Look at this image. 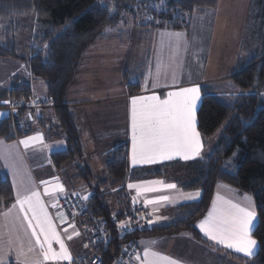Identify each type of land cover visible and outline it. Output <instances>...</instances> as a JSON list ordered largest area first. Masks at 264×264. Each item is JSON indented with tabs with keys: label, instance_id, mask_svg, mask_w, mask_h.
<instances>
[{
	"label": "trees",
	"instance_id": "obj_1",
	"mask_svg": "<svg viewBox=\"0 0 264 264\" xmlns=\"http://www.w3.org/2000/svg\"><path fill=\"white\" fill-rule=\"evenodd\" d=\"M149 3L152 7L148 8L147 16L137 17L135 7ZM154 3L158 4L159 0H108L105 9L98 0H0V61L26 62L32 79L46 84L56 124L65 133L68 144L67 150L54 154L52 160L57 168L77 163V178L85 182L88 194L72 192L90 195L88 216L103 221L105 228L112 230L111 242L101 244L98 251L102 254V264H113L125 254L124 249L135 243L139 245L143 238L173 236L184 231H191L200 238L196 224L210 210L219 183L252 196L258 215L253 237L259 245L253 264H264V98L261 96L264 29L256 36L262 53L252 56L246 65L239 60L236 74L231 78L241 91L238 97L217 94L212 85L202 87L204 101L198 112V131L206 142L212 143L211 158L194 161L184 171H178L174 164L131 169L128 144H124L109 155L102 176H95L81 163L84 158L80 134L67 98L88 49L104 36L107 28H116L121 22L148 30L189 29L196 10L214 11L220 0H167L165 9H154ZM258 4L261 8L259 22L264 26V0H258ZM128 74L125 75L127 81ZM140 89L138 83L128 85L130 93ZM32 100L37 101L28 78L18 77L12 79L10 86L0 87V109L7 110L11 104L26 106ZM36 111L39 110L8 112L0 123V140L11 142L33 132V127L23 124L27 121L22 117ZM218 133L219 138H215ZM234 153L236 156L231 159ZM230 159L232 167L222 171ZM174 175L182 189L199 190L201 198L179 206L174 219L168 223H146L120 235L115 226L131 217L137 204L130 203L128 184ZM13 201L10 180L0 173V210ZM148 215L140 220L154 219L149 209ZM84 222L88 227L91 225L88 218Z\"/></svg>",
	"mask_w": 264,
	"mask_h": 264
},
{
	"label": "crops",
	"instance_id": "obj_2",
	"mask_svg": "<svg viewBox=\"0 0 264 264\" xmlns=\"http://www.w3.org/2000/svg\"><path fill=\"white\" fill-rule=\"evenodd\" d=\"M224 1L220 0L219 6L214 10L215 18L206 21L204 28L199 31H194L193 39H195L193 47L190 46V34L188 29L181 31H172L167 29L148 30L136 26L132 23L121 22L116 28H107L111 31H104V36L85 53L84 60L79 69L78 75L74 81V85L70 88L67 98L69 107L74 111L76 117V124L80 134V140L83 149L82 165L87 167L95 176H102L105 172L106 162L109 155L119 146L128 144L129 164L131 169L139 168H153L163 165L174 164V167L185 170L187 165L194 161L201 160L196 158L185 161L179 156L172 160H160L154 164H132V139H131V99L138 96H147L156 94L164 98L168 91L176 90L179 87L190 86L191 84H200L202 87L210 84H217L223 81L230 80L237 71L238 59L241 57L239 49H232L230 46L217 45L213 48V41L216 37L223 36L225 40L230 38V35L244 34V30L238 32V28L233 29L230 19H218L224 9ZM249 5L250 3H246ZM201 13H204L199 10ZM230 17V16H229ZM230 20V21H229ZM228 24V25H227ZM224 26L229 28V31L224 30ZM232 29L234 30L232 32ZM161 33H183L188 43L186 51H180L176 55L177 66L174 69L175 83H173V69L167 67L169 60V49L162 48ZM207 35V36H204ZM205 39V40H204ZM206 41V45L204 43ZM242 41V39H240ZM200 45L201 52L198 54V47ZM212 46H209V45ZM207 49L209 50L206 54ZM213 50V51H212ZM209 53V55H208ZM219 55H222L221 57ZM193 63L190 66V56H195ZM205 54L210 57L220 58V60L210 67V63L205 60ZM257 55V54H256ZM255 55V56H256ZM230 61L226 64V61ZM254 56V55H252ZM239 57V58H238ZM160 62L163 67L161 69V77L158 81L157 87H152V77L156 73L157 63ZM7 62L0 61V65H6ZM11 74L15 72V78L24 77L32 82L33 95L37 101L48 103L49 95L46 84L42 82V86L38 80L31 77L30 71L24 64L20 63L13 69ZM128 81L126 80V73ZM151 74V75H150ZM13 76V75H12ZM14 76L12 79H14ZM146 77L148 78L147 88L145 87ZM10 83L5 87L11 85ZM140 84L141 89L137 93H130L128 85ZM42 87V88H41ZM0 113L6 115L0 117V123L7 116L6 109H0ZM31 114V115H30ZM28 117V118H27ZM28 127H33L34 131L17 138L14 141L7 142L0 140V153L9 156L8 164L5 159L0 158V173L10 180L14 192V201L9 205L4 206L0 210V232L4 233L5 242L8 239V232L12 228L13 219L18 215V210H14L13 217L5 219L4 214L12 207L16 200V189L13 186V171L9 167L13 161L20 170L23 178H30L35 183V187L41 192V198L45 202L47 210L53 219V223L57 227V231L63 233V230L68 227L70 222L62 224L57 216L58 211L61 210L52 207L54 202L63 195H55L50 197L44 195L45 187L50 191H56L55 185L57 181L54 178H59V183L64 186L65 193L75 190L88 194V187L85 182L79 180L78 165L75 162L65 164L62 168H57L52 160V156L56 153L66 151L68 148L66 135L59 125L56 124L55 112L52 105L45 107L36 112H31L27 116L22 117ZM198 130V121H197ZM41 134L43 137L41 141H33L28 148L20 144L19 141L26 137H34ZM202 138V136H201ZM205 158L209 149H212V143L206 142L203 138ZM171 167V168H174ZM184 167V168H182ZM168 168V169H171ZM171 171V170H170ZM170 175V174H169ZM21 176H17L19 181ZM46 181L47 184L40 183ZM154 181H163V184H151ZM176 176L169 178H155L143 182H132L129 184L144 186H152L158 189L155 192L140 191L136 188L128 189L130 203L145 202V200H153L159 196L167 195L169 197H177V193H193L199 190H184L178 185ZM173 183L177 185V189L170 190L164 187V184ZM128 184V185H129ZM240 191L223 183H219L215 190V195L212 201L210 210H213V203L219 207L223 202L229 201L230 196L238 195ZM195 200H183L178 197L169 202L161 201L157 205H148L147 208L151 211L153 217L162 216L167 219L160 220L156 223H168L175 217L176 210L179 206L196 202L201 198L202 192ZM247 196L246 194H244ZM243 199L244 196L240 194ZM135 199V202H134ZM145 204V203H144ZM159 210L153 212V208ZM64 215H68L63 211ZM76 228L81 233L80 236H74L71 241L65 240L73 257L81 256L84 253L83 241L85 233L81 230V225L84 220L80 217L75 218ZM196 224V231L201 236L198 238L191 231H184L178 235L173 236H156L147 237L139 241L141 249V259H143V252L148 248L152 252L159 253L162 256L169 257L179 262V264H223L220 262L222 252H229L230 249H224L221 245H216L215 242L210 241L200 231ZM19 224V220L15 221ZM71 232V228H68ZM21 238L27 247L28 236H24L21 231ZM155 242V243H151ZM53 248L59 250V245L53 243ZM226 260L227 258L224 257ZM65 261L59 262V264ZM7 264H16V255L13 251L7 258ZM48 264H55L49 261ZM134 264H140L136 261Z\"/></svg>",
	"mask_w": 264,
	"mask_h": 264
},
{
	"label": "snow or ice",
	"instance_id": "obj_3",
	"mask_svg": "<svg viewBox=\"0 0 264 264\" xmlns=\"http://www.w3.org/2000/svg\"><path fill=\"white\" fill-rule=\"evenodd\" d=\"M166 4L167 0H159L158 4H153V8L165 9ZM101 6L107 9V5L102 4ZM157 23L159 22L157 21ZM106 31H111V29H106ZM161 36L167 38L162 40V48L169 49L167 67L173 69L172 78L173 83H175L176 55L180 51H186L188 43L183 33H161ZM162 67L163 65L158 62L156 73L152 77L153 88L159 86L158 81L162 74ZM147 83L148 78L146 77V88ZM239 95L240 93L237 92L236 96ZM203 101L204 96L200 84H191L168 91L164 98L156 94L133 97L131 99L132 164H154L160 160H172L176 156L185 161L196 158L203 160L205 158L204 143L200 132L197 130L198 112ZM3 103L8 104L10 102L3 101ZM5 115V113H0V117ZM42 140V135L37 134L34 137H26L19 143L28 148L33 141L42 142ZM2 143L0 141V144ZM212 151V149L208 150L206 154L208 158H211ZM235 156L234 153L231 159H234ZM0 158L5 159L6 164H8V155L0 153ZM231 159L225 162L222 171H227L232 167ZM9 167L14 169L13 186L16 189V200L8 212L4 214V217L5 219L13 217L14 210H18V215L13 219L6 242L4 233L0 232V264H7V258L13 251L16 255V264H48L49 261L55 262V264H59L61 261L75 264V259L65 242V240L71 241L74 236L81 235L76 228L75 221L68 223V227L63 230V233L58 232L45 202L41 198V192L35 187V183L30 178H23L14 161L9 164ZM17 176H21L19 181ZM54 179L57 181L55 193L45 187L44 195L54 197L55 195L66 194L64 186L59 183V178ZM40 183L47 184L46 181ZM151 184H163V181H154ZM128 187L130 189L136 188L138 192L141 190L146 192L158 191L152 186L142 187L129 184ZM164 187L170 190L177 189V185L173 183L164 184ZM73 195H79V193H73ZM199 195V191L187 194L178 192L177 197L162 195L153 200H145L144 203L145 206L157 205L161 201L169 202L178 197H182L183 200H195ZM82 199L88 201L90 195H84ZM243 201V203H233L229 200L219 208L214 202L213 210L205 219L200 221L198 227L204 236L215 242L216 245H221L224 249L234 250L236 253H242L244 257L251 258L256 255L259 247L258 241L253 238L258 216L252 198L244 196ZM51 206L59 209L58 202H54ZM158 210V208H153V212ZM75 215L76 213H72L73 217ZM57 216L62 224L68 222V217L64 215L63 211H58ZM164 219L167 218L156 216L154 219H149L147 223L152 225ZM16 220H19L18 225ZM113 220H116L115 213H113ZM117 227L121 229V235L130 232L132 230L131 218L120 221ZM68 228H71V232L68 231ZM21 231L24 236L29 237L27 247L21 238ZM53 243L59 245L58 251L53 248ZM84 247L88 248L89 245L85 244ZM124 251L126 252L127 249ZM134 258L140 261V264H179L178 261L152 252L148 248L144 249L143 259L139 253H136ZM82 259L83 257H81Z\"/></svg>",
	"mask_w": 264,
	"mask_h": 264
},
{
	"label": "rangeland",
	"instance_id": "obj_4",
	"mask_svg": "<svg viewBox=\"0 0 264 264\" xmlns=\"http://www.w3.org/2000/svg\"><path fill=\"white\" fill-rule=\"evenodd\" d=\"M98 1L104 5L108 3V0H98ZM245 2L250 3V4L246 5ZM223 5H224V9L222 10L223 15L222 16L219 15L218 19L232 20L231 24L233 26V29L238 28V32L244 30V34H241L239 36L231 34L228 40H225L223 36H220L218 40L215 37L213 44H212L213 48L218 43L219 45L230 46L232 49L237 48L239 49V52L243 51V54H240L241 57L240 58L238 57L239 58L238 61L241 60L242 64L246 65L247 61L252 57V55L262 53V48L260 47V44L258 43V38L256 37L257 34L260 33V29L261 28L264 29L262 22L261 21L259 22L260 20L259 14L261 13L260 4H258V0H225ZM149 7H152V4L150 3L147 5L140 4L136 6L134 9L136 16L146 17L148 13L147 10ZM199 10L201 9L196 10V12L194 13L191 19V26L188 29V32L190 34V40H191L190 46L191 47H193L194 42H195V39H193L194 31L196 30L200 32L204 28L203 26L206 21H210L212 18H215L213 11L204 9V11H202L204 13H201V11ZM233 29H232V32L234 31ZM224 30L229 31V28L224 26ZM204 36H207V35H204ZM22 37L24 38V36ZM240 39H242V41H240ZM204 43L206 45L207 42L204 41ZM22 45H23V51L25 52L26 40L22 42ZM195 45L198 47V51H197L198 54H200L201 52L200 45L196 43ZM212 45L210 44L209 46H212ZM208 51L209 50L207 49L206 54ZM206 54H205V60L207 59V61L210 63V67L213 68V65L216 64L220 60V58L217 57L213 59V56L216 57V55H210V57L208 58ZM214 54L219 55V53H214ZM222 55H219V56L221 57ZM196 56L197 54H195V56H190V66L193 63L192 60L196 59ZM228 57H229V60L226 61V64H228V62L230 61V56ZM20 63L24 64V66L28 68L27 63L21 62V61H9L4 66L0 65V87H5V85L7 86L10 83V80L15 75V72L12 73L13 76L10 75L12 72L11 69L15 68L17 64H20ZM14 79H16L15 76H14ZM38 82L42 86L43 81L38 80ZM210 85H212L214 89L216 90V93L220 95L230 96V95H236L237 92H241L239 89L235 87L231 79L227 81H223L221 83L210 84ZM261 96L264 98V89L261 93ZM219 136H220V133H218V135L215 138H219ZM236 167H238V165H236ZM237 194L238 195L230 196L229 200L232 201L233 203H243L244 201L240 197V194H242V196H245L244 194H246L247 196L252 198L251 195L241 192V191ZM221 202H223V204H221L219 207L224 206L226 201L223 199ZM257 223H258V220H257ZM258 248H257V251H258ZM224 257H226L227 260ZM254 257L255 255L251 258L244 257L242 253H236L234 250H230L229 252L221 253L220 262L223 264H253Z\"/></svg>",
	"mask_w": 264,
	"mask_h": 264
},
{
	"label": "built area",
	"instance_id": "obj_5",
	"mask_svg": "<svg viewBox=\"0 0 264 264\" xmlns=\"http://www.w3.org/2000/svg\"><path fill=\"white\" fill-rule=\"evenodd\" d=\"M49 105H51V102L41 103L39 101L32 100V102L26 106L22 104H11L7 108V111L11 114H14L18 110H40L42 108L48 107ZM73 193H79V195H73ZM83 196L84 195L80 192H69L61 195L58 198L57 202L61 210H63L68 215L70 222H72L73 220H75V218L78 217L82 218L83 220L87 218L90 220L91 225L89 227L87 226L86 222H83L81 225V228L85 233V238L82 244L84 253L81 256L74 257L75 264H93V262H95V264H102V254H100V252L98 253V251L100 249L101 244H107L111 242L112 230L105 228V226L103 225V223H101L100 220L88 216L89 205L88 201H84L82 199ZM72 213H76L75 217L72 216ZM142 216H149L148 209L144 204L138 203L135 205V210L133 211V214L131 215V217H129L131 218L132 230L140 228L141 225H145L147 223L148 220L144 218L143 221L140 220ZM115 228V230H117L118 233L121 235V229L116 226ZM85 244H88L89 247L85 248ZM136 253L140 254L141 250L139 245L135 243L127 249L123 256L115 260L113 264H134L137 261L134 258ZM81 257H83L82 260ZM61 264H69V262L65 261Z\"/></svg>",
	"mask_w": 264,
	"mask_h": 264
}]
</instances>
